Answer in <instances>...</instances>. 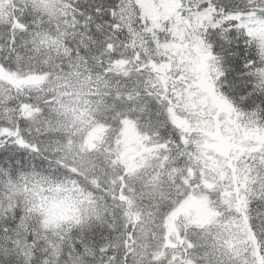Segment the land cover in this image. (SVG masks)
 Returning <instances> with one entry per match:
<instances>
[{"label":"snow or ice","instance_id":"snow-or-ice-1","mask_svg":"<svg viewBox=\"0 0 264 264\" xmlns=\"http://www.w3.org/2000/svg\"><path fill=\"white\" fill-rule=\"evenodd\" d=\"M0 264H264V0H0Z\"/></svg>","mask_w":264,"mask_h":264}]
</instances>
